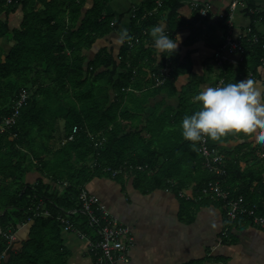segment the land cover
Here are the masks:
<instances>
[{
  "label": "trees",
  "instance_id": "16d2710c",
  "mask_svg": "<svg viewBox=\"0 0 264 264\" xmlns=\"http://www.w3.org/2000/svg\"><path fill=\"white\" fill-rule=\"evenodd\" d=\"M84 1L0 0V16L5 17H0V38L11 42L3 57L0 46V115L10 113L22 89L29 92L16 121L0 132V253L7 245L6 235L28 223L27 232L22 231L25 238L6 250L0 264H67L71 251L64 244L59 216L75 219L82 231L88 229L83 214L67 211L79 207V191L94 178H112L122 188L131 178L133 188L142 192L168 190L182 209L192 203L180 195L188 187L198 203L221 206L211 196L197 199L199 189L215 179L232 195L241 194L257 204L264 201V154L259 158L264 143L252 146L244 141L249 131L231 132L220 141L206 139L208 146L221 150V174L202 163L200 142L194 149L193 142L182 136L181 121L198 110L195 97L201 91L196 81L175 85L178 75L190 71L189 57L178 62L176 50L169 56L173 59L169 76L156 84L154 75L163 78L167 54L162 53L156 63L149 30L165 13L172 35L179 0H162L138 25L132 22L128 33L137 39L131 47L128 41L122 43L118 59L102 49L90 60L84 50L115 31L118 21L105 13L110 0H93L82 15ZM154 6L155 1L147 9ZM17 8L21 20L9 29L8 15ZM259 17L264 19V11H254L251 23ZM192 39L189 36L185 43ZM263 41L260 36L259 44L244 46L247 60L254 59L244 65L254 74L264 56ZM227 77L224 83L233 78ZM174 96L177 102L169 103ZM151 100V111L146 113ZM59 120L64 138L74 127L76 131L72 140H59L53 148L50 141L58 137ZM103 138L100 146L94 145ZM236 140L241 141L230 144ZM113 169L121 171L112 176ZM29 172L41 177L27 182ZM64 181L69 184L63 185ZM242 222L252 224L245 216L234 224Z\"/></svg>",
  "mask_w": 264,
  "mask_h": 264
},
{
  "label": "crops",
  "instance_id": "0c3cea01",
  "mask_svg": "<svg viewBox=\"0 0 264 264\" xmlns=\"http://www.w3.org/2000/svg\"><path fill=\"white\" fill-rule=\"evenodd\" d=\"M154 1H108L105 13L111 14L114 22L118 21V27L115 31L96 39L89 49L84 50L87 60L92 59L102 49H107L117 59L122 45L119 42L121 30L126 28L130 32L132 22L134 26L138 25L144 17L155 12L154 7L151 10L147 9ZM193 1L211 3L212 8L208 18L198 17L191 7ZM229 1L179 0L180 6L177 9L173 22L174 30L171 33L172 36L178 33L182 37L177 49V61L184 63L189 57L191 68L189 72L177 76L175 80L177 88L189 81H196L199 88L203 90L208 86H215L220 78H223L224 82L226 74L227 79L231 76L233 77L231 81H233L250 72L244 63L248 61L253 63L254 59L247 60L249 54L244 49L241 53L227 55L219 63L213 59L216 47L224 42L228 31L224 20L218 18V13L227 11ZM247 2L252 8L255 6L264 11V0H247ZM92 3L93 0L84 1L81 8L82 15ZM139 13L141 15L137 17ZM251 14L253 13L238 11L233 14L234 35H237L249 23L255 25L259 30V35L264 37V19L259 17L252 24ZM160 15L162 16L157 20L156 25L163 26L168 34L166 14ZM21 16L20 8L10 13L7 18L8 28L18 26ZM0 17L2 20L5 19L2 14ZM189 36H193V39L186 44L185 41ZM2 39L8 41L7 38L1 37L0 42ZM148 43L145 46L149 45ZM152 45L155 49L154 44ZM245 47L250 48L248 44H245ZM155 52L157 63L160 56L157 54V49ZM258 63L255 75L259 81L264 83V56L258 60ZM172 64V57L167 56L161 70L166 67L167 72L170 73ZM168 102L175 104L177 96L170 98ZM243 140L252 146L257 143L252 133ZM238 141L241 140L231 141L230 144L234 145ZM261 153L262 158L264 152ZM27 174L33 175L34 173ZM85 188L97 194L111 213L120 222L130 227L134 235V245L129 251V261L120 264H264V230L260 227L248 222L235 223L229 230L227 241L222 239L218 242L220 232L227 224L220 205L198 203L192 197L185 196L190 201L192 200V203L182 209L174 193L161 189L142 192L133 188L131 178L123 188L114 179L107 177L94 178ZM182 191L191 196L194 194L190 187ZM180 195L184 196L181 192ZM27 227L28 224L21 226L15 232V246H18V242L25 238L23 232H26ZM84 232L88 234L87 231ZM62 238L65 246L71 251L67 264H93L90 254L86 251L85 240L76 237L73 232H66Z\"/></svg>",
  "mask_w": 264,
  "mask_h": 264
},
{
  "label": "built area",
  "instance_id": "2783aa9c",
  "mask_svg": "<svg viewBox=\"0 0 264 264\" xmlns=\"http://www.w3.org/2000/svg\"><path fill=\"white\" fill-rule=\"evenodd\" d=\"M162 0H155V6L153 10L161 5ZM192 10H194L200 19L208 18L211 11V3L209 1H193L191 2ZM242 13H254V8L248 5L247 0H230L227 4V11L218 13V18L224 20L227 25L228 31L224 42L216 47L213 53V59L216 62H222L227 55H234L241 53L245 44L249 46H255L259 44V30L255 25L247 24L241 31L234 35L233 33V14L235 12ZM112 24V22H111ZM136 37L132 36V39L128 41L129 47L136 41ZM261 49H264V41L260 43ZM118 59V56H117ZM167 74V72L165 71ZM165 74V75H166ZM162 70V76L165 77ZM160 78L159 76H156ZM162 78V79H163ZM223 78L217 81L215 86H221ZM158 84L162 83V80H158ZM29 92L26 89H22L17 98L13 101L11 111L8 114L0 115V132H5L15 121L20 113L22 106L26 104ZM76 131V127L73 128L72 133L69 134L63 141H69L73 138V132ZM105 138L96 140L94 145L100 146ZM199 152L204 158L206 166L209 170L214 171L216 174L223 173V168L219 166L222 162V153L218 147H211L206 144V140L200 141ZM251 163V161H249ZM109 170V168H106ZM111 175L114 176L119 173L120 169L110 170ZM69 183L63 182V185ZM186 197H192L185 194ZM199 195V197H198ZM197 199L203 196H211L212 199L221 201V207L223 209V216L227 224L220 232L218 242L229 235V230L233 227L235 220L240 216H245L251 219L254 226L260 227L264 230V201L257 204L249 202L241 194L232 195L228 189H224L220 180L215 179L204 184L199 189ZM79 207L72 208L67 211L69 214L81 213L85 216V222L91 231L95 234L88 235L75 226V222L69 216H59L63 232H73L76 237L85 240L86 251L88 253H94L96 258L92 260L93 264H120L127 263L129 261V251L134 245V235L130 227L120 222L110 211L104 201L95 193L86 188H82L78 193ZM48 214L47 211H44ZM32 221V220H29ZM28 221V222H29ZM28 223L23 224L22 226ZM7 245L6 249L10 248L15 242V232L8 233L6 235ZM5 257V251L0 253V262Z\"/></svg>",
  "mask_w": 264,
  "mask_h": 264
},
{
  "label": "clouds",
  "instance_id": "9594fccd",
  "mask_svg": "<svg viewBox=\"0 0 264 264\" xmlns=\"http://www.w3.org/2000/svg\"><path fill=\"white\" fill-rule=\"evenodd\" d=\"M157 54L172 55L182 40L164 31L157 24L150 28ZM128 30L122 29L119 42L130 41ZM198 110L186 114L181 121L182 136L196 148V142L206 139L220 141L229 133L247 130L258 143H264V83L254 73L248 72L239 79L208 86L195 97Z\"/></svg>",
  "mask_w": 264,
  "mask_h": 264
},
{
  "label": "rangeland",
  "instance_id": "374dc122",
  "mask_svg": "<svg viewBox=\"0 0 264 264\" xmlns=\"http://www.w3.org/2000/svg\"><path fill=\"white\" fill-rule=\"evenodd\" d=\"M254 10L256 11H259V12H261L262 11V9H260V8H257V7H255L254 6ZM2 42H0V45H1V47L3 48V53H2V57L5 55V53L7 52V50H8V48L10 47V45H11V42L9 43L8 41H5L4 39H2L1 40ZM151 105H152V103L150 102L149 103V105H148V108H147V110H146V113H148V112H150L151 111ZM58 126H59V129H58V132H57V135L56 136H58V137H56V138H54L53 140H51L50 141V143H51V146L53 147V148H56V146L59 144V140H61L60 141V143H63L64 141V137H63V123H62V121L61 120H59L58 121ZM145 137L147 138L148 136L147 135H145ZM262 154V153H261ZM260 153H259V158H261V155ZM35 174V175H34ZM33 175H30V174H27L26 175V178H25V180L27 181V182H34L35 181V178H37V177H41V175L39 174V173H34ZM72 219V218H71ZM72 220H75V219H72ZM75 226H77V228L78 229H80L79 227H78V223H76L75 224ZM80 230H82V229H80ZM87 231V233H88V235H94L95 234V232L94 231H91L89 228L86 230ZM26 232H27V230H26ZM84 232V231H83ZM64 234H66V232H62V236L64 235Z\"/></svg>",
  "mask_w": 264,
  "mask_h": 264
},
{
  "label": "bare ground",
  "instance_id": "6f19581e",
  "mask_svg": "<svg viewBox=\"0 0 264 264\" xmlns=\"http://www.w3.org/2000/svg\"><path fill=\"white\" fill-rule=\"evenodd\" d=\"M162 70H163V72H164V75L166 74L165 73V71L167 72V68L166 67H163L162 68ZM169 76V73L167 72V74L165 75V77L164 78H166V77H168ZM154 78H155V81H156V84H158L157 82H158V80H162L163 81V79L162 78H158V77H155V75H154ZM206 142H207V140H206ZM199 148V147H198ZM199 150V149H198ZM202 163L206 166V163H205V160H204V158H203V161H202ZM221 164V163H220ZM207 167V166H206ZM208 168V167H207Z\"/></svg>",
  "mask_w": 264,
  "mask_h": 264
}]
</instances>
